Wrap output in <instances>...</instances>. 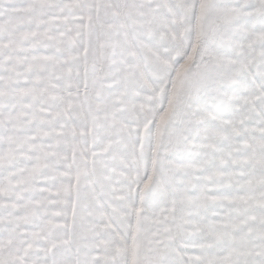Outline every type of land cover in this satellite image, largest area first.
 Returning a JSON list of instances; mask_svg holds the SVG:
<instances>
[{
    "label": "snow or ice",
    "instance_id": "obj_1",
    "mask_svg": "<svg viewBox=\"0 0 264 264\" xmlns=\"http://www.w3.org/2000/svg\"><path fill=\"white\" fill-rule=\"evenodd\" d=\"M0 264H264V0H0Z\"/></svg>",
    "mask_w": 264,
    "mask_h": 264
}]
</instances>
